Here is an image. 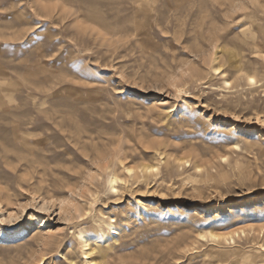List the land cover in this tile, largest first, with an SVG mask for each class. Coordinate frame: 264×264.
I'll return each instance as SVG.
<instances>
[{"label":"rangeland","instance_id":"1","mask_svg":"<svg viewBox=\"0 0 264 264\" xmlns=\"http://www.w3.org/2000/svg\"><path fill=\"white\" fill-rule=\"evenodd\" d=\"M0 264H264V0H0Z\"/></svg>","mask_w":264,"mask_h":264},{"label":"bare ground","instance_id":"2","mask_svg":"<svg viewBox=\"0 0 264 264\" xmlns=\"http://www.w3.org/2000/svg\"><path fill=\"white\" fill-rule=\"evenodd\" d=\"M250 80L251 81H254V79H252V78H249V82H250ZM227 84V83H226ZM127 169V168H126ZM128 173H131V169H127L126 170ZM126 172V173H127ZM127 173V174H128ZM117 180H118V178H115V177H112V179H111V182H112V189H114V185L117 183ZM111 223V222H110ZM108 227H109V230L112 232H110L112 235H116L117 234V230H116V228L114 227V225H111V224H109V225H107ZM106 226V227H107ZM102 231V230H101ZM243 233V232H242ZM99 235L100 234H98V237H99ZM234 236H239V233L238 232H235V233H233V234H230L229 236H223L222 238L224 239V240H234L233 238H234ZM95 238H97V236H95ZM102 238V237H101ZM106 238H107V236H106ZM213 239H218L219 237H217V236H214V237H212ZM80 241H81V243H82V245H83V248L85 249V252H84V254L85 255H91V256H94V255H92L93 254V252L95 251V249L91 246V242H90V239L91 238H89L88 237V235L87 234H85V233H80L79 234V238H78ZM94 239V238H93ZM97 240V239H96ZM95 242V241H94ZM81 245V246H82ZM98 251V250H97ZM96 251V252H97ZM95 253V252H94ZM87 256H85V257H87Z\"/></svg>","mask_w":264,"mask_h":264},{"label":"snow or ice","instance_id":"3","mask_svg":"<svg viewBox=\"0 0 264 264\" xmlns=\"http://www.w3.org/2000/svg\"><path fill=\"white\" fill-rule=\"evenodd\" d=\"M252 82H254V81H251V80H250V83H252ZM152 171H154V169H153ZM202 239H203V237H202Z\"/></svg>","mask_w":264,"mask_h":264}]
</instances>
